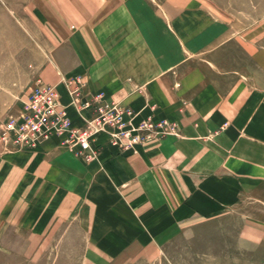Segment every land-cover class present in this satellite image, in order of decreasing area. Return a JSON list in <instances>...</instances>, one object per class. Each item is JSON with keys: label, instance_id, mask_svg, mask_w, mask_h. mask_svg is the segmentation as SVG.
<instances>
[{"label": "rangeland", "instance_id": "obj_1", "mask_svg": "<svg viewBox=\"0 0 264 264\" xmlns=\"http://www.w3.org/2000/svg\"><path fill=\"white\" fill-rule=\"evenodd\" d=\"M179 8L210 13V26L197 36L200 50L190 43L182 50L163 33L153 38H166L165 44L155 46L146 59L141 18L161 27L163 20L154 13ZM71 50L83 62L73 72L66 66ZM176 52L184 55L179 68L166 57ZM55 56L64 66L54 62ZM161 76L169 79L153 83ZM38 78L57 84L64 102L74 91L67 79L76 80L83 99L104 96L102 103L112 105L105 116L115 123L99 132L97 140H108L123 151L165 138L183 140L184 155L170 165L184 166L186 202L195 184L199 191H216L224 204L215 213L170 228L169 241L161 247L146 243L118 259L93 260L85 257L90 245L83 241L84 219L73 218L78 210L58 215L63 205L57 196L38 195L34 202L31 186L18 195L17 170L0 162V264H264V139L256 136L259 132L243 130L246 124L239 114L224 112L231 87L263 96L264 103V0L177 5L172 0H0V123L17 110ZM148 81L159 94L152 98V113L141 115L127 98L145 91ZM197 86L200 91L194 92ZM161 101L168 114L158 112ZM70 109L81 126L75 106ZM121 109L123 114L118 113ZM98 148L96 144V152ZM87 155L89 162L96 156ZM183 213L191 218L188 207Z\"/></svg>", "mask_w": 264, "mask_h": 264}, {"label": "crops", "instance_id": "obj_2", "mask_svg": "<svg viewBox=\"0 0 264 264\" xmlns=\"http://www.w3.org/2000/svg\"><path fill=\"white\" fill-rule=\"evenodd\" d=\"M188 1L194 0H172L176 5ZM199 8L166 9L163 13L157 11L154 14L164 23L161 27L153 26L148 17L141 18L144 19L141 22L143 27L138 28L144 36L141 49L146 59L152 56L155 46L165 44L166 38L160 37L155 41L153 38L163 33L171 35L176 44H180V49L183 47L182 50L187 43L194 46L192 48L196 51L200 50L201 40L197 36L203 27L210 26L212 17L209 12ZM133 19L134 28L137 29L138 18L135 15ZM183 56L176 52L168 53L166 57L171 66L179 68ZM53 60L58 66H64L60 57L55 56ZM71 60L72 63H69ZM69 61L66 66L73 68L69 69L71 72L83 63L82 58L72 50ZM163 79L169 78L161 76L152 82H165ZM152 82H144L146 90L141 93H129L127 103L134 112L141 115L152 113V105L156 103L152 98L159 94L149 85ZM119 83L118 79L116 84ZM200 87L197 86L194 92L200 91ZM238 92V88L234 90L233 87L226 90L225 114H239V121L246 124L242 129L259 132L256 136L264 139V134L260 133H264V103L260 104L263 96L254 93L248 96V92L244 95L245 91H240L243 94L239 95ZM245 99V107L233 105L243 103ZM159 104L158 112L168 114L169 110L163 102ZM74 119L82 123L77 117ZM96 144L98 152L90 162L73 155L61 145L57 136L42 141L31 150L8 153L0 148V162L12 164L9 167H15L18 172V195L26 192L25 186H31L34 202L38 195L57 196L60 208L63 205L58 215L71 216L74 210H78L73 218L84 219L81 225L86 227L83 241L90 245L85 255L89 259H118L129 249L146 243L161 247L160 244L169 241L170 228L181 226L186 220L198 219L200 215L215 213L224 204L218 200L216 191L202 192L195 188V184L189 188L192 192L186 202L184 166L170 165L175 157L178 161L180 155H184L183 140L165 138L156 144L140 143L127 151L104 139L97 140ZM192 173L194 175L195 172ZM186 207L191 218H185L183 211Z\"/></svg>", "mask_w": 264, "mask_h": 264}, {"label": "built area", "instance_id": "obj_3", "mask_svg": "<svg viewBox=\"0 0 264 264\" xmlns=\"http://www.w3.org/2000/svg\"><path fill=\"white\" fill-rule=\"evenodd\" d=\"M66 83L74 85L69 102L63 101L57 84L38 78L18 101L17 110L0 123V146L14 152L31 150L40 142L57 136L61 145L87 160L88 153L96 155V135L105 131L108 124L115 123L105 116L112 105L102 103L101 93L83 99L76 80L67 79ZM72 106L83 119L81 126H77L72 117ZM120 111L119 114L124 113L123 109Z\"/></svg>", "mask_w": 264, "mask_h": 264}, {"label": "bare ground", "instance_id": "obj_4", "mask_svg": "<svg viewBox=\"0 0 264 264\" xmlns=\"http://www.w3.org/2000/svg\"><path fill=\"white\" fill-rule=\"evenodd\" d=\"M50 138H51V137H50ZM40 143H41V142H40ZM40 143H39V144H40Z\"/></svg>", "mask_w": 264, "mask_h": 264}]
</instances>
